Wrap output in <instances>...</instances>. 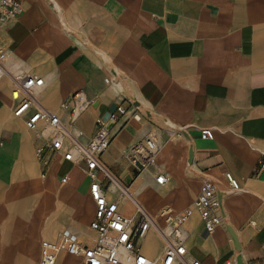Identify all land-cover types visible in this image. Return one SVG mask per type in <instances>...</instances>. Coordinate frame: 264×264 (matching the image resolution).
I'll use <instances>...</instances> for the list:
<instances>
[{
	"label": "crops",
	"instance_id": "0c3cea01",
	"mask_svg": "<svg viewBox=\"0 0 264 264\" xmlns=\"http://www.w3.org/2000/svg\"><path fill=\"white\" fill-rule=\"evenodd\" d=\"M21 1V15L0 31L7 42L9 70L22 71L25 76L42 73L45 85L38 94L65 122L69 112L61 103L83 90L91 105L76 125L85 142L95 133L98 118L113 104L122 105L125 114H119L122 118L111 128L113 138L102 159L124 184L136 170L132 163L124 166L127 148L140 137L131 116L141 112L146 117L145 112H152L173 124L175 133H183L176 145L188 143L191 149V157L182 158L180 167L174 145L171 149L162 145L158 154L179 177L172 186L175 205L190 207L206 180L216 183L222 203L224 223L209 234L201 222L197 232L192 230L190 253L203 264H226L235 256L237 243L243 258L235 264H264V0ZM2 80L0 142L11 138L7 148L25 160L32 135L21 120H9L11 86ZM206 128L212 130L213 138H202ZM36 141L35 134V146ZM51 164L42 184L57 190L64 204L84 208L85 216L95 212L90 180L82 166L61 156ZM153 168L144 170L129 187L147 210L168 200L162 186L173 177L162 170L169 180L161 186ZM227 173L238 181L239 190L231 189ZM64 174L69 175V183L60 188ZM39 184L33 181V187ZM14 198L10 215L19 218L0 221L3 239L19 240L27 229L22 220L28 216L36 220L35 212L20 218V200L26 195L18 189ZM123 198L125 215L133 216L131 200L125 194ZM46 200L40 201L43 207ZM195 218L196 213L190 221ZM84 223V219L79 221L80 226ZM68 227L82 236L81 230ZM42 233L54 237L56 228L47 224ZM27 234L25 252L32 256L34 230L31 237ZM145 251L151 257L162 254L160 239L153 232L145 241ZM73 257L62 253L58 264H78Z\"/></svg>",
	"mask_w": 264,
	"mask_h": 264
},
{
	"label": "built area",
	"instance_id": "2783aa9c",
	"mask_svg": "<svg viewBox=\"0 0 264 264\" xmlns=\"http://www.w3.org/2000/svg\"><path fill=\"white\" fill-rule=\"evenodd\" d=\"M21 13V0H0V31ZM7 52V47L0 42V81L4 77L10 79L13 115L22 118L27 129L36 134L35 148L44 171L58 156L81 165L90 180L89 194L95 204L94 216L89 224L93 236L83 240L78 232L64 227L57 240L43 239L40 264H58L63 252L81 257L84 264H122L123 251L130 254L133 264H203L190 253L194 233L186 224L195 212L199 213L209 234L222 224V206L216 183L212 180L203 182L193 206L178 213L165 206L153 214L132 197L135 215L126 216L122 202L123 194H129V186L113 175L102 159L113 138L112 130L106 128L107 123L113 120L117 124L125 114L124 107L118 104L107 121L98 118L95 133L85 142L82 130L76 125L78 118L91 105L85 92L80 90L61 103L60 107L69 112V121L65 122L58 112L45 105L38 94L45 85L44 78L9 72L5 66ZM119 114L122 116L119 117ZM201 135L204 139L213 138L209 128L202 130ZM157 151L155 139L148 136L144 142L132 147L128 154L133 167L142 171L157 166ZM226 177L232 190L240 189L230 173ZM69 179V175L64 174L61 182L67 183ZM168 180L167 174L159 169L157 183L164 185ZM113 183L116 185L114 190L111 189ZM151 232H156L160 239V257L148 256L145 251V241ZM232 258L226 264H235L243 258V253Z\"/></svg>",
	"mask_w": 264,
	"mask_h": 264
},
{
	"label": "rangeland",
	"instance_id": "374dc122",
	"mask_svg": "<svg viewBox=\"0 0 264 264\" xmlns=\"http://www.w3.org/2000/svg\"><path fill=\"white\" fill-rule=\"evenodd\" d=\"M0 42H2L5 47L7 46L6 40L1 35H0ZM29 74L30 75L28 76H31L32 78L42 76V73H40L39 71ZM3 81L4 82L6 81L9 84V86H11L10 79L8 77H4L2 82ZM50 107L55 108L52 106ZM145 115L146 117H144V115L141 112H136L130 118L131 124L134 126L137 135L140 137L135 138L127 148L126 159L123 161L125 168H128L129 164L131 163L128 157V153L131 151V148L144 142L148 136L159 137L162 141L163 149L166 148L171 149L172 146L174 145L175 146L174 150L180 154L179 156L180 161L176 162L177 165L178 164L180 165L182 163V158L191 157V149L188 143L182 145H176V143L180 140V138L183 137L182 136L183 133L181 134L175 133L176 128L174 127L173 124L157 118L152 112H145ZM8 118L10 121L12 119L21 120L24 129L29 132V130L25 126L24 120L15 117L13 115L11 108L9 110ZM170 130L171 132L168 133V131ZM29 133H31L32 135V141H31L30 150L28 151V155L26 156L25 160L22 159V157H20L16 151L9 150L7 148V146L12 143L11 138L4 137L0 142V150H1L0 158L2 160L0 162V221L9 219L10 221L14 222V220H17L19 218V216L16 217L13 214L10 215L14 210L12 206L16 202V198L13 199V197L15 195V192L18 191L19 189L20 193H24V195H26V199L20 200V204H19L20 209L18 210L20 213V218L24 219L23 215H26L27 213L28 214L34 212L36 213L35 222H33L29 216L28 219H26L25 221L22 220V222L25 223V225L27 226L25 233L27 234L28 232L27 234L28 238L32 236L31 233L34 230L35 242H36V246L34 250L35 252L34 255L32 256L26 255L25 246H24L26 242L24 241L25 233L22 234L21 236H18V239L20 240L19 241V240H8L6 237L7 235L5 234H3V236H5L6 239H3L2 233L0 232V264H40L41 243L43 239L46 238L55 239L58 233L64 227L72 226L77 230H81V234H82L81 239L83 240L89 238L90 236H93V234L90 232L88 228V225L91 221L94 209L91 211V213L88 216H85L86 213L84 212V208L74 209L72 206L64 204L58 199L57 190L51 191L47 189L44 184H42L44 180V177L42 175L45 174V171L38 160V155L34 145L35 134L32 131H30ZM156 162L162 165L161 170L166 172L168 171L170 175H172L173 177L171 183H169L167 186H162L167 193L168 200L166 201V199L164 198L161 200L160 205L156 209H148V210L153 214H157L161 208H163L166 205L168 206L170 205L174 207L175 212L177 213L181 212V210H183L187 206L184 208L182 206L180 207L176 206L173 201V194H172L173 183L175 182V180H178L179 177H175L173 175V170L170 168V166L163 164L160 158L157 157ZM179 165L178 167H180ZM149 168L151 169L152 167ZM153 169L154 170H151V172L155 176L156 173L159 171V168L156 166ZM110 170L113 173H115L112 168H110ZM143 171L144 170L142 171L135 170L134 173L132 174L131 181H127L126 185L130 187V185L138 178V176ZM180 172H181V168H180ZM33 181L35 182L38 181L40 184L38 186L33 187ZM29 182H32V184L30 183L28 185V189L25 190L26 188L25 184ZM59 184H60L59 186L60 188L65 186L60 182ZM183 193L184 191L181 194L182 197L185 196V194ZM42 199H47L46 200L47 206L43 207V205L40 204V201ZM193 202L194 201H192L191 204H189L188 206H192ZM39 206H42L43 209L41 210ZM195 213H196V218L189 221L186 224V227H188L190 230L197 232L200 228L201 221L198 212ZM82 219L85 220V223L82 226H80L79 221H81ZM47 224H53L55 226L56 236L46 237L42 233L43 228ZM153 233L158 237L156 232ZM19 242L22 243V247L20 248L17 247ZM235 249L236 251L239 250L237 246H235ZM37 252H39V258L37 257ZM65 255L70 256L69 254L66 253ZM73 258L76 259L78 264H84V261L81 257L74 256ZM229 259H233V258H229Z\"/></svg>",
	"mask_w": 264,
	"mask_h": 264
},
{
	"label": "bare ground",
	"instance_id": "6f19581e",
	"mask_svg": "<svg viewBox=\"0 0 264 264\" xmlns=\"http://www.w3.org/2000/svg\"><path fill=\"white\" fill-rule=\"evenodd\" d=\"M5 65H6V68L9 70V68L7 67V63H6V61H5ZM9 71H11V70H9ZM12 73H15V74H23V72L22 71H15V72H13V71H11ZM154 139H155V141H156V144L158 145V151L156 152V154H155V161H156V159H157V157H158V154H159V152H160V150H161V148H162V141H161V139L159 138V137H153ZM159 158V157H158ZM54 163V162H53ZM52 163V164H53ZM52 164H51V166H52ZM156 165H157V167L161 170L162 169V166L158 163V162H156ZM146 169H149V168H146ZM145 169V170H146ZM49 173V172H48ZM48 175V174H47ZM46 174H44V175H42L43 177H46L47 176ZM237 181V180H236ZM61 182V181H60ZM116 182V181H115ZM238 182V181H237ZM69 183V182H68ZM68 183H62L61 182V184H63V185H66V184H68ZM239 184V183H238ZM162 186V185H161ZM115 187H116V185L114 184L113 186H112V190H114L115 189ZM129 189V188H128ZM125 194V196H126V198H129L130 200H132V197H134L135 199H137L136 198V193L135 192H132L130 189H129V194H126V193H124ZM138 200V199H137ZM170 207V206H169ZM172 208V207H171ZM134 215H135V213H134ZM133 215V216H134ZM133 216H129V217H133ZM222 223H223V220H222ZM76 232V231H75ZM60 234V233H59ZM58 237H59V235H58ZM58 237H57V239H58ZM56 239V240H57ZM52 241H55V240H52ZM236 246H237V248H239V250H237L236 251V253L235 254H239V253H242V251H241V249H240V244H237L236 243ZM63 253H65V252H63ZM70 256H75V255H70ZM122 261H123V263L122 264H133V259H132V257L130 256V254L129 253H127L126 251H123L122 252Z\"/></svg>",
	"mask_w": 264,
	"mask_h": 264
},
{
	"label": "water",
	"instance_id": "95a60500",
	"mask_svg": "<svg viewBox=\"0 0 264 264\" xmlns=\"http://www.w3.org/2000/svg\"><path fill=\"white\" fill-rule=\"evenodd\" d=\"M117 105L113 104L110 107V110L108 112L105 113V115L103 116V120L107 121L109 119V117L111 116V114L116 110ZM115 122L113 120H109L107 123L106 128L107 129H111L114 126Z\"/></svg>",
	"mask_w": 264,
	"mask_h": 264
}]
</instances>
